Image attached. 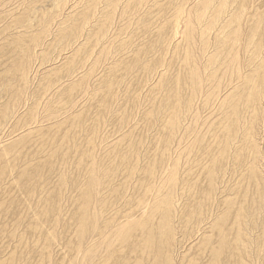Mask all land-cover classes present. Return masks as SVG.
I'll return each mask as SVG.
<instances>
[{
  "label": "rangeland",
  "instance_id": "obj_1",
  "mask_svg": "<svg viewBox=\"0 0 264 264\" xmlns=\"http://www.w3.org/2000/svg\"><path fill=\"white\" fill-rule=\"evenodd\" d=\"M0 264H264V0H0Z\"/></svg>",
  "mask_w": 264,
  "mask_h": 264
},
{
  "label": "bare ground",
  "instance_id": "obj_2",
  "mask_svg": "<svg viewBox=\"0 0 264 264\" xmlns=\"http://www.w3.org/2000/svg\"><path fill=\"white\" fill-rule=\"evenodd\" d=\"M197 5V4H196Z\"/></svg>",
  "mask_w": 264,
  "mask_h": 264
}]
</instances>
